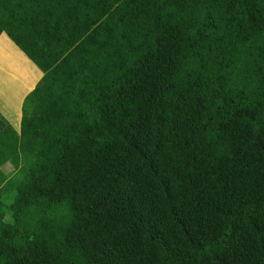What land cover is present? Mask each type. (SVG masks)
Segmentation results:
<instances>
[{
  "label": "trees",
  "instance_id": "1",
  "mask_svg": "<svg viewBox=\"0 0 264 264\" xmlns=\"http://www.w3.org/2000/svg\"><path fill=\"white\" fill-rule=\"evenodd\" d=\"M41 71L0 113V264H264V0H0ZM81 175L54 216L18 167Z\"/></svg>",
  "mask_w": 264,
  "mask_h": 264
},
{
  "label": "rangeland",
  "instance_id": "2",
  "mask_svg": "<svg viewBox=\"0 0 264 264\" xmlns=\"http://www.w3.org/2000/svg\"><path fill=\"white\" fill-rule=\"evenodd\" d=\"M5 70L7 73L16 72L23 80H35L41 76V71L19 47L5 33H0V72ZM18 84L21 85L20 79ZM32 87L33 84L30 85V89ZM8 120L18 131L14 124L15 119L12 120L10 117ZM30 125L34 126L35 120L26 119L23 122L24 128ZM31 137L35 139L33 147L24 140L20 142V149L24 150V154L21 156L18 167L25 171L36 192L55 216L81 172L71 154L59 145L50 133L40 131L39 134H33Z\"/></svg>",
  "mask_w": 264,
  "mask_h": 264
},
{
  "label": "crops",
  "instance_id": "3",
  "mask_svg": "<svg viewBox=\"0 0 264 264\" xmlns=\"http://www.w3.org/2000/svg\"><path fill=\"white\" fill-rule=\"evenodd\" d=\"M41 76L37 79L39 80ZM19 79L21 80V85L18 84ZM37 79L23 80L14 71L13 73H7L6 70L5 72H0V113H3L4 115H2L8 119L10 117L12 120L15 119L14 124L18 128L17 132L19 133L24 129L23 122L30 118H25L27 114L22 108V101L25 95L35 86ZM31 84H33V87L30 89ZM11 169L12 166L7 163L0 166V183L4 182Z\"/></svg>",
  "mask_w": 264,
  "mask_h": 264
},
{
  "label": "clouds",
  "instance_id": "4",
  "mask_svg": "<svg viewBox=\"0 0 264 264\" xmlns=\"http://www.w3.org/2000/svg\"><path fill=\"white\" fill-rule=\"evenodd\" d=\"M3 33V32H2Z\"/></svg>",
  "mask_w": 264,
  "mask_h": 264
}]
</instances>
